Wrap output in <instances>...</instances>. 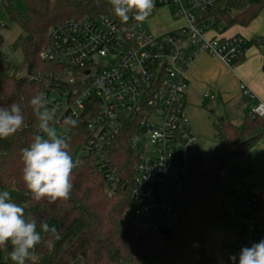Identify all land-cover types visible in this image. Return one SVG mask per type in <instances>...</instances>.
Wrapping results in <instances>:
<instances>
[{
	"label": "trees",
	"instance_id": "obj_1",
	"mask_svg": "<svg viewBox=\"0 0 264 264\" xmlns=\"http://www.w3.org/2000/svg\"><path fill=\"white\" fill-rule=\"evenodd\" d=\"M22 1L23 12L15 8L12 0H1L0 7L6 22L21 30L10 45L21 59L10 73L4 72L0 57V107L20 103L28 125L13 136L0 139V185L17 191L15 202L26 205V214L37 219L38 230L39 223L47 221L61 236L51 247L37 245L35 260L27 264H215L205 250V232L215 222L227 228L236 210L227 212L211 204L214 192L228 193L212 186L222 174L232 175L238 171L226 165L230 160L244 156L258 142L264 133V119L247 114L241 126L224 116L214 119L212 138L215 146L211 152H200L198 166L193 170V186L182 191L175 200L170 228L159 226L156 233L143 230L141 222L144 220L134 216L136 206L129 188L134 159L127 140L132 133L129 125H125L112 149L113 164L122 181L115 195L106 194L103 171L96 162L82 156L74 159L78 166L72 174L70 199L53 204L46 200L38 203L25 195L22 179L21 149L31 143L38 131L28 101L39 93L48 99L56 87L67 88L54 78L63 74V66L39 58L47 46V32L51 26L71 18H94L114 13L107 0ZM263 8L264 0H215L213 7L202 15V20L208 29L222 34L233 26H248ZM220 24L223 29H218ZM248 44L263 51L264 69V37L252 38ZM76 122L75 127L66 125L65 136L70 138L71 151L89 136L87 119ZM62 123L60 120L55 124ZM232 228H238L241 233L227 247L225 264H233L229 259L231 256H236L235 264H239L241 249L250 247L243 238L245 224L236 222ZM10 251V244L7 249H0V256L6 259L4 264H13Z\"/></svg>",
	"mask_w": 264,
	"mask_h": 264
},
{
	"label": "built area",
	"instance_id": "obj_2",
	"mask_svg": "<svg viewBox=\"0 0 264 264\" xmlns=\"http://www.w3.org/2000/svg\"><path fill=\"white\" fill-rule=\"evenodd\" d=\"M214 3L154 0V8L143 21L130 14L126 23L115 15L71 18L49 28L47 46L39 54L42 61L64 68L54 78L67 88L56 87L47 96L49 104L57 109V123L87 119L89 136L80 145L82 156L93 159L103 171L108 196L115 195L122 184L112 149L125 125L132 128L127 140L134 156L129 183L136 206L133 213L155 233L171 220L179 194L192 188L193 170L199 162L197 139L186 114L188 68L199 54L228 66L245 54V40L221 38L202 20ZM161 8H171L174 19L184 25L162 34L150 33L144 23ZM240 90L254 102L248 114L264 119L263 102L242 84ZM203 97L213 99L214 95L205 92ZM139 144L143 152L138 151ZM236 204L227 227L239 222L260 229L263 204L259 198L239 188ZM257 240L256 234H250L247 241L251 247ZM5 261L0 256V264Z\"/></svg>",
	"mask_w": 264,
	"mask_h": 264
},
{
	"label": "clouds",
	"instance_id": "obj_3",
	"mask_svg": "<svg viewBox=\"0 0 264 264\" xmlns=\"http://www.w3.org/2000/svg\"><path fill=\"white\" fill-rule=\"evenodd\" d=\"M114 15L122 22L131 17L143 21L154 8V0H107ZM23 99V97H21ZM28 104L37 122V134L31 143L21 149L23 162L22 179L25 195L36 202L48 204L70 199L73 170L78 166L71 155L70 138L58 135L55 107L49 106L43 93L34 95ZM65 123L76 126L75 120ZM28 127L20 103L0 107V139H7ZM46 234L45 235H42ZM61 238L59 231L47 221L39 223L26 214V205L12 200L10 192L0 191V249H7L13 264H27L34 261L37 245L51 247ZM235 264L236 256L229 258ZM239 264H264V240L244 247L239 254Z\"/></svg>",
	"mask_w": 264,
	"mask_h": 264
},
{
	"label": "crops",
	"instance_id": "obj_4",
	"mask_svg": "<svg viewBox=\"0 0 264 264\" xmlns=\"http://www.w3.org/2000/svg\"><path fill=\"white\" fill-rule=\"evenodd\" d=\"M233 27L235 30L231 34L222 33L220 37L236 36L246 41L245 54L240 61L228 66L218 58L199 54L186 72V114L197 144L202 148L210 145L211 140L213 148L215 146L212 138V123L215 118L224 116L235 125H242L254 102L242 96L241 84L264 104L263 51L248 44L252 38L264 37V8L248 26ZM205 92L213 94L214 98H204ZM226 167L238 169L236 173L228 175L229 184L226 190L234 192V201L237 199L238 189L245 188L249 194L260 199L263 204L261 211H264V133L244 156L230 160ZM236 238L237 236L232 235L226 244L220 241L223 257L227 247L232 245ZM205 250L207 255L212 257L206 246Z\"/></svg>",
	"mask_w": 264,
	"mask_h": 264
},
{
	"label": "rangeland",
	"instance_id": "obj_5",
	"mask_svg": "<svg viewBox=\"0 0 264 264\" xmlns=\"http://www.w3.org/2000/svg\"><path fill=\"white\" fill-rule=\"evenodd\" d=\"M15 8L19 12H23L25 9L24 3L22 0H12ZM0 7H1V0H0ZM0 24L3 25V28L0 29V38L2 39V44L0 45V57L3 61V70L6 73H10L12 71L13 66L20 61L21 57L18 52H13L10 48L11 43L14 41V39L21 33V30L14 24L7 23L2 12L0 9ZM146 29L153 34H162L169 30H172L176 27H182L183 21L182 20H176L172 16V9L171 8H161L154 12V15L146 20L144 23ZM218 29H223V25L220 24L217 26ZM235 30L234 27H230L225 30V35L231 34ZM53 97L55 95H52ZM242 97V96H241ZM64 110V107L62 106L61 111ZM70 120V119H66ZM65 120V121H66ZM239 121V120H238ZM66 125L67 123L63 122L62 124H55L56 130L58 135L65 136L66 135ZM241 125V124H239ZM210 145L205 146L206 148H202L198 146V150L201 152H211L213 148V142L210 141ZM138 151L143 152V147L141 144L138 146ZM71 155L73 159L82 157V150L80 146L75 147L71 151ZM229 184V176L226 174H222L217 182L213 184V189L226 192L227 187ZM217 185V186H216ZM7 190L10 192V195L12 197V200L15 201L18 194L17 191L14 188H8L3 187L0 185V191ZM210 203L216 206L221 207L227 212H231L234 208H237L236 201H234V192H214L212 195V198L210 200ZM261 217V228L260 229H251V226L248 223H245V230L243 233V238L245 240H248L250 234H256L257 235V243L261 240H264V211L260 212ZM165 225L170 228L172 226L171 220H166ZM143 226V230L148 229V226ZM240 230L238 228H224L221 226L219 222L212 223L208 229L205 232L204 236V245L207 247L208 252L212 255V258L215 262V264H225L224 263V257L222 255V252L220 250V241L222 240L224 243L226 241H229V239L233 236H240ZM226 244V243H225ZM224 244V245H225ZM226 248V247H225Z\"/></svg>",
	"mask_w": 264,
	"mask_h": 264
}]
</instances>
